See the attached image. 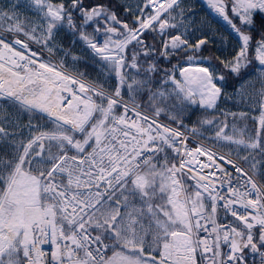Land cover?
<instances>
[{
    "label": "snow or ice",
    "instance_id": "1",
    "mask_svg": "<svg viewBox=\"0 0 264 264\" xmlns=\"http://www.w3.org/2000/svg\"><path fill=\"white\" fill-rule=\"evenodd\" d=\"M0 264H264V0H0Z\"/></svg>",
    "mask_w": 264,
    "mask_h": 264
},
{
    "label": "trees",
    "instance_id": "2",
    "mask_svg": "<svg viewBox=\"0 0 264 264\" xmlns=\"http://www.w3.org/2000/svg\"><path fill=\"white\" fill-rule=\"evenodd\" d=\"M200 1H201V0H197L198 3H199ZM213 51H215V49H213ZM205 55H208V53L206 52ZM221 107H226V105L222 104ZM252 114H253V113H250V114H249L250 117H251ZM247 123H248L251 127H253V124H252V120H251V118L247 121Z\"/></svg>",
    "mask_w": 264,
    "mask_h": 264
},
{
    "label": "rangeland",
    "instance_id": "3",
    "mask_svg": "<svg viewBox=\"0 0 264 264\" xmlns=\"http://www.w3.org/2000/svg\"><path fill=\"white\" fill-rule=\"evenodd\" d=\"M198 4H200L203 7H206V0H201ZM252 115H258V114L253 113ZM245 123H247V121ZM247 125L249 126V128H251V126L248 123H247Z\"/></svg>",
    "mask_w": 264,
    "mask_h": 264
}]
</instances>
